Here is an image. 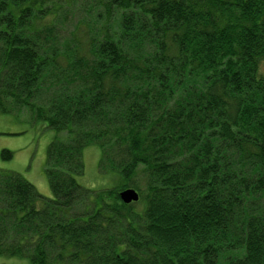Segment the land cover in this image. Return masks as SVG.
Wrapping results in <instances>:
<instances>
[{
  "label": "trees",
  "instance_id": "1",
  "mask_svg": "<svg viewBox=\"0 0 264 264\" xmlns=\"http://www.w3.org/2000/svg\"><path fill=\"white\" fill-rule=\"evenodd\" d=\"M22 107L59 134L53 197L0 169V256L264 264V0H0V113Z\"/></svg>",
  "mask_w": 264,
  "mask_h": 264
},
{
  "label": "rangeland",
  "instance_id": "2",
  "mask_svg": "<svg viewBox=\"0 0 264 264\" xmlns=\"http://www.w3.org/2000/svg\"><path fill=\"white\" fill-rule=\"evenodd\" d=\"M77 35L81 36L82 33L77 32ZM58 135L46 121L37 119L28 107L8 114L0 113V154L3 149L14 154L10 160H5L0 155V169L21 173L36 186L41 195L53 197L45 168L48 147ZM100 158L101 149L97 145L84 148L85 171L76 176L81 185L91 189L107 185L108 176L101 174L99 170ZM0 264L33 263L27 258L0 256Z\"/></svg>",
  "mask_w": 264,
  "mask_h": 264
},
{
  "label": "water",
  "instance_id": "3",
  "mask_svg": "<svg viewBox=\"0 0 264 264\" xmlns=\"http://www.w3.org/2000/svg\"><path fill=\"white\" fill-rule=\"evenodd\" d=\"M119 196L124 203L137 202L140 199V193L138 190L132 187L124 188L119 192Z\"/></svg>",
  "mask_w": 264,
  "mask_h": 264
}]
</instances>
